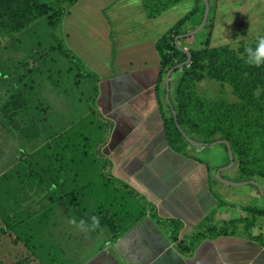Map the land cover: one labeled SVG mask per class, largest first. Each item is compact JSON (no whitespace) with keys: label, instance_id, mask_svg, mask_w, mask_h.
<instances>
[{"label":"rangeland","instance_id":"374dc122","mask_svg":"<svg viewBox=\"0 0 264 264\" xmlns=\"http://www.w3.org/2000/svg\"><path fill=\"white\" fill-rule=\"evenodd\" d=\"M193 6V0H186L171 8L158 22L146 18L141 0H77L68 9L57 35L80 59L82 69L57 52L45 17L14 36L0 31V264L76 263L71 260V254L81 250L78 248L81 242L93 233L102 235L103 228L91 227V218H102L106 210L110 213L117 210L120 215L119 201L110 191L111 184L102 174L88 178V172L95 175L104 170L105 164L99 163L103 149L99 154L98 148L104 139L105 124L89 111L95 78L85 77L84 73L96 75L98 66L122 61L124 52L133 53L130 59L135 63L157 33H165ZM221 18L216 19L218 25L215 24L220 28L211 34V47L228 45L237 52L244 44L256 43L257 37L233 26V23L239 26L238 20ZM204 33L179 39L180 47L186 51L200 48L208 31ZM237 38H240L238 48ZM180 73L173 74L172 84ZM163 81L162 92L166 91ZM196 92L209 102L236 101L228 84L215 81L197 83ZM14 95L26 99L27 105L25 113L21 110L13 119L22 127L38 125L40 135L34 141L21 137L3 110ZM163 96L161 107L167 117L169 109L166 95ZM188 150L198 152L195 157L206 161L209 169L214 166V173L217 168L225 169L220 177L213 178L214 185L224 189L219 194L223 201L264 210V196L256 187L230 186L223 182H233L236 166L226 165L227 156L220 144L191 145L186 154ZM254 182L264 192V180ZM251 193L256 196H250ZM241 213L245 216V212ZM231 214L227 212L221 219L229 215L227 220H230ZM248 215L256 223L251 233L264 239V217ZM208 217L203 230L222 224L220 217L214 219V214ZM82 220L87 230L81 228ZM239 228L244 229L241 225ZM94 241L86 249L101 247L102 242Z\"/></svg>","mask_w":264,"mask_h":264},{"label":"crops","instance_id":"0c3cea01","mask_svg":"<svg viewBox=\"0 0 264 264\" xmlns=\"http://www.w3.org/2000/svg\"><path fill=\"white\" fill-rule=\"evenodd\" d=\"M214 14L212 34L220 28L216 19L224 16V20H238L239 26H233L246 34L264 35V0H216ZM162 34L155 35L135 63L130 59L133 53L124 52L122 61L106 62L95 69L98 111L114 124L99 163L109 162V169L103 166L106 174L127 184L128 190L115 189L109 183L119 201L120 215L111 211L119 232L114 236L103 228L102 235L87 236L78 247L81 250L71 254V260H76L71 264H264V246L251 240L240 226L234 236L204 239L192 249L185 244L194 232L203 231L209 215L221 219L231 212L232 220L244 215L236 207L245 206L221 199L224 189L217 188L213 180L218 168L214 173V166L209 169L206 161L195 157L198 152L188 150L186 156L168 146L155 49ZM134 133L136 137H132ZM228 218L221 219L222 223ZM165 220L181 223L176 240L171 239ZM94 239L102 242L101 247L86 249Z\"/></svg>","mask_w":264,"mask_h":264},{"label":"trees","instance_id":"16d2710c","mask_svg":"<svg viewBox=\"0 0 264 264\" xmlns=\"http://www.w3.org/2000/svg\"><path fill=\"white\" fill-rule=\"evenodd\" d=\"M184 1L186 0H141L143 12L147 19H157L164 12ZM193 2V8L173 27L162 34L155 43V49L160 60L157 84L163 81V77L170 69L188 59V55L182 51V46L180 47L179 40L176 43L175 39L196 29L203 20L205 10L203 0H193ZM76 3L77 0H52L51 2L0 0V31L6 36H14L45 17L46 24L51 29L50 37L56 44L57 52L82 69L83 64L80 59L65 46L64 41L57 35L64 17L68 14V9ZM208 3L209 14L206 25L202 31L195 35L205 34V30H207L206 40L200 48L187 49L190 62L172 72L169 80V104L165 98L166 91L162 92L165 104L169 109L167 117L164 116L163 111L161 112L167 143L171 150L188 156L186 149L191 145L182 136L181 131L191 140L202 144L203 147L218 141H226L230 146L233 163L236 166L234 182L264 180V64L256 67L246 63L244 49L247 45L255 47L256 43L244 44L237 52L228 45L210 46L216 0H208ZM187 25L190 28H187ZM258 38L255 39L256 42ZM179 71H181L179 77L172 84L173 74ZM84 74L85 77L95 78V87L88 107L89 111L105 124L104 139L98 148L99 154H101V150L108 143L114 130V124L102 116L95 104L99 93L98 77L89 71ZM203 80L228 84L231 87L232 95L236 97V101L231 103L225 99H219L209 102L199 96L196 92V84ZM164 81L163 87L166 88ZM26 105V99L20 95H14L3 110L15 131L24 139L34 141L40 135L38 125L22 127L13 119L21 110L25 113ZM220 145L225 150L228 160L226 165H228L230 160L227 155V147L224 144ZM106 166L109 169L110 163L107 162L104 168ZM105 171L106 169L101 174L106 182L111 183L115 189L128 190L127 184L116 181ZM89 176V179H92L97 176V172L95 175L90 173ZM220 204L222 203L220 202ZM78 208L79 203L76 202L75 211L77 214L79 213ZM236 208L245 212V216H239L236 219L223 222L218 227L192 234L189 241L185 243L187 247L192 249L199 241L208 238L234 236L240 225L243 226L251 240L264 246V239L261 235L251 233L256 223L253 219H249L248 215L251 213L264 217V210L257 206ZM106 211L102 218L98 219L100 221L99 227L107 228L115 236L119 232L118 221L113 218L108 210ZM208 218L204 222H207ZM163 222L170 229L171 239L176 240L182 229L181 223L166 220Z\"/></svg>","mask_w":264,"mask_h":264},{"label":"water","instance_id":"95a60500","mask_svg":"<svg viewBox=\"0 0 264 264\" xmlns=\"http://www.w3.org/2000/svg\"><path fill=\"white\" fill-rule=\"evenodd\" d=\"M204 2V5H205V10H204V16H203V20L202 22L200 23V25L194 29L193 31H191L190 33H187L183 36H179L175 39V42L177 43L179 39H183V38H190V37H193L194 35H196L197 33H199L200 31H202V29L204 28V26L206 25V22H207V19H208V14H209V3H208V0H203ZM181 49V48H180ZM187 55H188V59L187 61H185L184 63L182 64H179L178 66L170 69L167 74H166V77H165V86H166V101L167 103L169 104V80H170V76L172 74V72L176 69H180L182 68L183 66L187 65L189 62H190V56H189V52L186 51V50H183ZM172 110V109H171ZM172 113L174 115V112L172 110ZM175 123H176V119H175ZM182 136L185 138V140L192 146L194 147H203L202 144H199V143H196L195 141L191 140L190 138H188L182 131ZM217 144H224L226 145L227 147V155H228V158L230 160V165L232 166L233 164V156H232V152H231V149H230V146L229 144L226 142V141H218V142H215L213 143L212 145H217ZM225 169H220L216 172V176L220 177V174L224 171ZM225 184L227 185H230V186H245V185H253L254 187L257 188V190L259 191V193L264 196V192L262 191V189L254 182V181H247V182H229V181H223Z\"/></svg>","mask_w":264,"mask_h":264},{"label":"clouds","instance_id":"9594fccd","mask_svg":"<svg viewBox=\"0 0 264 264\" xmlns=\"http://www.w3.org/2000/svg\"><path fill=\"white\" fill-rule=\"evenodd\" d=\"M240 38L236 39V47H239L238 41ZM244 53L246 55V63L252 66L259 67L262 64H264V36H260L256 42L255 47L251 45H247L244 49ZM92 228L99 227L98 218L93 216L92 218ZM73 223L76 221L73 220ZM81 228L83 230H87V226L85 225V222L82 220L80 221Z\"/></svg>","mask_w":264,"mask_h":264}]
</instances>
